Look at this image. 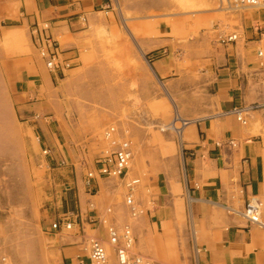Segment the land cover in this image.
Returning a JSON list of instances; mask_svg holds the SVG:
<instances>
[{"label":"crops","instance_id":"1","mask_svg":"<svg viewBox=\"0 0 264 264\" xmlns=\"http://www.w3.org/2000/svg\"><path fill=\"white\" fill-rule=\"evenodd\" d=\"M111 5L0 0V84H10L16 117L31 137L33 164H41L38 176L45 180L35 188L39 213L25 216L22 209L15 217L20 264H39L47 255L36 237L25 236V221L47 229L48 247L63 264L79 257L90 264L87 238L108 243L106 226L91 218L131 227L139 249L151 256H159L166 240L182 238L189 255L184 261L194 253L196 264H264V226L245 215L257 198L264 224V40L257 29L225 42L220 30L149 18H130L123 31ZM44 22L73 58L74 69L61 80L33 43L34 28ZM4 116L0 133L6 138L14 130ZM173 116L186 123L178 137L158 128ZM112 123L118 131L107 140L101 132ZM97 133L86 154L67 161L73 144ZM125 141L133 144L129 174L138 180L134 194L145 211L136 218L126 203V179L98 177L87 184L97 157ZM44 148L49 156L41 155ZM4 216L0 264L11 238ZM65 218L71 230L51 228Z\"/></svg>","mask_w":264,"mask_h":264},{"label":"rangeland","instance_id":"2","mask_svg":"<svg viewBox=\"0 0 264 264\" xmlns=\"http://www.w3.org/2000/svg\"><path fill=\"white\" fill-rule=\"evenodd\" d=\"M111 10L119 16L118 27L123 31H126L128 28L130 18H149L151 22H158L160 20L168 23L183 21L188 24L189 27L200 32L220 30L224 34L223 39L227 38V36H225L227 33L232 35L234 33L238 34L243 33L244 31H250L251 29H257L258 39L264 40V8L260 7L236 8L230 2H222L221 0H112V5L108 11ZM5 84H7V82L0 84V92L2 90L4 91V99L6 100H4L5 103L0 100V115H5L4 120L7 121L8 127L14 131L9 132L6 138L4 137V134L0 133V194H2V196H0V214L1 216L5 215L4 217L7 218V235L11 237L8 238L9 244L7 258L6 260L3 258L1 261L2 264H20L19 251H17L19 248L17 242L19 240H16L17 228L15 223L17 222L15 217L18 212L22 211V209L25 216L31 214V212L39 213L41 208L39 207L41 205V196L35 191V188L41 186L45 180L41 175L38 176V170L41 164H33L35 153L32 144L29 141V138L31 137L27 131L23 129V126L21 125L22 120L16 117L10 97L12 95L10 91L11 87L10 84H7L9 86L8 89ZM1 122L2 120L0 123ZM172 126L181 128L183 123L176 120L175 116H173L172 118L169 117V121L166 124L160 125L158 128L163 129L167 134H173L175 137H178L179 134H177V129ZM117 131L118 124L112 123L105 126L101 132V136L107 140H112V135ZM109 132L112 133L111 137H107ZM99 136L100 133H97L94 134L92 138H88L87 140L83 139L76 144H73L71 150L72 154L66 155L67 161L71 162L75 157H79L81 153L86 154L88 151L86 145L96 142ZM59 139L64 140L63 134H59ZM125 142L128 143V147L131 151L133 144L129 141ZM127 143H122V145L124 146ZM45 149L46 148L43 149L41 155L49 156L51 152L50 149L47 148L50 151L48 154H45ZM133 158L134 155L132 153L129 170L127 175L123 178L127 180L128 189V184L135 180L132 178L130 179L129 174V171L132 168ZM47 166L48 165L46 164V167ZM40 171L44 173V169L40 168ZM138 185L139 183L136 184V186ZM16 189H19V195L17 196L15 195ZM130 195L131 191L129 189L128 195L126 196V203L132 215L131 205L128 203ZM17 200H21L22 203L17 204ZM133 201L137 206H141V201L137 199L135 194L133 195ZM142 210L145 212L143 208ZM32 222L33 221H30V226L26 227L29 222L25 221V236H29L28 232H30L31 236L36 237V240H38V250L41 251L43 249L42 252L47 254L44 258L45 260H39V264H63L60 255L51 252V249L48 247L51 246V236L47 234V229L43 228L42 230L38 225L33 226L31 224ZM109 222L110 224H113L110 220ZM125 227L127 226L125 225L124 228ZM106 229H108L107 226ZM130 229L132 228L130 227ZM132 233L134 235L133 230ZM107 236L108 243L104 245L108 254V264H112V262H114L113 264H120L116 250L110 242L108 230ZM91 238L98 237L90 236L84 244V253L88 256V259H90L89 241ZM184 249V239L181 238L176 243L168 239L163 243L162 250L159 249V256H151L139 249L135 238L131 252L135 255L142 254L151 258L157 262V264H196L194 253L190 256L191 262L189 260H183L184 257L186 258L189 256ZM195 253L197 254V251ZM81 259L83 260L84 258H77L76 264ZM67 264L73 263L71 262Z\"/></svg>","mask_w":264,"mask_h":264},{"label":"built area","instance_id":"3","mask_svg":"<svg viewBox=\"0 0 264 264\" xmlns=\"http://www.w3.org/2000/svg\"><path fill=\"white\" fill-rule=\"evenodd\" d=\"M222 2H230L236 8H264V0H221ZM224 4V3H223ZM50 22H44L34 28L33 43L39 51L48 70L55 76L57 80L64 79L71 70L74 69L73 58L67 57L66 53L60 48L59 43L51 36ZM239 39V34L234 33L224 38L223 41L235 42ZM241 119V118H240ZM184 125V123H183ZM112 131V129H111ZM109 132L107 137H111ZM50 151L45 149V154ZM132 152L128 145H124L121 149L100 156L96 159L93 168L87 172V184L98 178H124L130 167ZM138 180H134L128 184L131 191L128 203L131 205L132 215L137 217L143 214L140 205H136L133 201V195ZM245 215L251 223L264 226L261 220V204L257 198L250 200L246 206ZM92 223L101 222L107 226L110 242L116 250L118 261L120 264H157L154 260L142 255L133 254L131 252L135 237L130 227L119 230L114 224H110L108 219L91 218ZM61 227L71 230L73 222L69 218L56 221L51 228L58 231ZM90 247V264H108V254L104 243L98 238H91ZM77 264H87L84 260H79Z\"/></svg>","mask_w":264,"mask_h":264},{"label":"bare ground","instance_id":"4","mask_svg":"<svg viewBox=\"0 0 264 264\" xmlns=\"http://www.w3.org/2000/svg\"><path fill=\"white\" fill-rule=\"evenodd\" d=\"M176 120H179V118H176ZM184 122V121H183ZM186 123H184V125H185ZM173 128H176V126H172ZM184 127V126H183ZM183 127H181V128H176L177 129V132H178V134L180 135L181 134V131H182V129H183ZM172 128V129H173Z\"/></svg>","mask_w":264,"mask_h":264}]
</instances>
